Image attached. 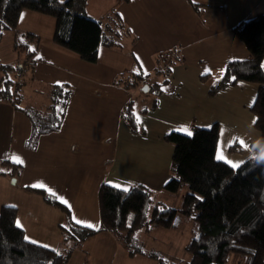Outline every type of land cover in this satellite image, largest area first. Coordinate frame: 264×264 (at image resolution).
Masks as SVG:
<instances>
[{
  "label": "crops",
  "instance_id": "obj_1",
  "mask_svg": "<svg viewBox=\"0 0 264 264\" xmlns=\"http://www.w3.org/2000/svg\"><path fill=\"white\" fill-rule=\"evenodd\" d=\"M116 10L124 23L120 28L111 21ZM85 11L102 22L107 38L113 27L120 33L127 28L131 36H125L120 46L102 44L97 61L87 62L54 41L55 17L24 9L17 31L38 38L37 54L33 69L17 77L22 84L20 107L0 101V163L22 168L15 182L12 176L0 174V213L5 206L16 208V224L25 238L59 252L65 251L61 227L66 215L30 188L56 197L75 223L79 220V225L98 229L104 184L122 190L142 185L153 197L169 196L163 187L173 176L174 146L164 140L165 135H189L194 127L218 123L216 156L232 167L257 157L264 147L251 111L260 85L240 82L215 95L209 93L229 62L250 58L233 30L264 14V0H87ZM17 31H0V86L2 67L20 63ZM137 75H143L145 83L161 84L162 92L143 94L144 82L138 84L133 78ZM51 85H70L73 95L61 128L41 135L37 147L29 149L26 143L33 126L21 109L45 107ZM130 103L138 133L123 118ZM188 228L191 241L197 227L190 219L173 231L184 237ZM150 232L140 230L136 236ZM135 255L113 233L99 232L74 247L68 264H126ZM235 257L237 264H247L246 258ZM189 258L186 253L180 259Z\"/></svg>",
  "mask_w": 264,
  "mask_h": 264
},
{
  "label": "trees",
  "instance_id": "obj_2",
  "mask_svg": "<svg viewBox=\"0 0 264 264\" xmlns=\"http://www.w3.org/2000/svg\"><path fill=\"white\" fill-rule=\"evenodd\" d=\"M86 5L87 0H0V31H17L19 15L24 9L51 15L57 19L54 41L74 51L83 60L95 63L102 44L120 46L125 36H131V31L124 27L125 31L120 33L113 27L111 36L107 38L102 22L87 15ZM111 18L115 28L124 25L117 10ZM233 32L246 45L251 56L247 60L229 62L225 75L209 89V93L215 95L240 82L260 85L251 111L256 117L255 129L264 139V14L243 21ZM38 44L35 35L17 31L15 49L20 63L2 67L0 101L20 107L21 90L15 91L20 83L17 77L33 69ZM11 75H15L14 78ZM133 78H138V84L145 79L143 75ZM142 85L149 88L147 93L141 89L145 95L162 92L159 83L144 82ZM47 93L48 104L45 107L21 109L33 126L32 135L26 143L29 149L37 147L41 135L61 128L73 88L70 85H51ZM123 118L134 133L139 132L133 103L127 106ZM164 140L173 144L174 152L171 160L173 176L163 188L169 195L167 197L181 199L179 207L159 203L148 215L153 202V193L149 189L136 185L125 191L104 184L99 196L102 224L94 229L75 223L70 210L53 195L42 189L30 188L48 204L65 213L67 221L61 227L65 251L29 242L16 224L17 209L5 206L0 213V264H68L74 247L99 232L113 233L130 248L140 230H172L189 219L197 227V236L184 248L190 257L188 262L160 251L147 254L141 248H130L131 254H147L158 264H227L232 254L246 258L247 264H264V147L257 157L232 167L216 156L218 123L210 128L194 127L190 135L172 132L165 135ZM21 171L20 165L0 163L1 175H10L15 179ZM183 189L185 192L181 194ZM122 233H126L124 241Z\"/></svg>",
  "mask_w": 264,
  "mask_h": 264
},
{
  "label": "rangeland",
  "instance_id": "obj_3",
  "mask_svg": "<svg viewBox=\"0 0 264 264\" xmlns=\"http://www.w3.org/2000/svg\"><path fill=\"white\" fill-rule=\"evenodd\" d=\"M152 199H153V202L148 209V215L152 213L154 207L157 204H159V202L162 205H166L172 208L179 207L180 202H181V199H177L176 196H172L171 198H169L163 194L155 195ZM192 222L193 221L190 220L191 225H192ZM151 231L152 232L150 233H140L138 236H136L135 242L130 245V248L131 249L141 248L144 252L160 251L163 254L171 255V256L173 255L177 258L185 257L186 252L184 248L189 244L190 238L193 236V233L192 231H190L189 228L185 230L184 233L186 234L184 235V237L181 236V233L173 231V229L166 230V229H160V228H153ZM125 237H126V233H122L121 239L123 241L125 240ZM121 254L122 253H119L118 262L121 259L120 257ZM135 256L136 257L133 260L128 259V262L126 264H157L156 259L148 257L146 255L143 256L141 254H137ZM231 257L233 258L230 263L237 264V258L235 257V254L231 255Z\"/></svg>",
  "mask_w": 264,
  "mask_h": 264
},
{
  "label": "snow or ice",
  "instance_id": "obj_4",
  "mask_svg": "<svg viewBox=\"0 0 264 264\" xmlns=\"http://www.w3.org/2000/svg\"><path fill=\"white\" fill-rule=\"evenodd\" d=\"M61 2H63V0H61ZM190 134H191V133H189V135H190ZM124 190L127 191V189H124ZM62 202H65V203H66V201H62ZM17 223H18V222H17ZM76 223L80 224L81 221L77 220ZM85 226H87V227H89V228L94 227L92 224H87V225H85Z\"/></svg>",
  "mask_w": 264,
  "mask_h": 264
},
{
  "label": "water",
  "instance_id": "obj_5",
  "mask_svg": "<svg viewBox=\"0 0 264 264\" xmlns=\"http://www.w3.org/2000/svg\"><path fill=\"white\" fill-rule=\"evenodd\" d=\"M142 91L145 92V93H147V92L149 91L148 86H144V87L142 88ZM13 182H15V179H13Z\"/></svg>",
  "mask_w": 264,
  "mask_h": 264
},
{
  "label": "built area",
  "instance_id": "obj_6",
  "mask_svg": "<svg viewBox=\"0 0 264 264\" xmlns=\"http://www.w3.org/2000/svg\"><path fill=\"white\" fill-rule=\"evenodd\" d=\"M17 90H19V86L18 85H16V87H15V91H17Z\"/></svg>",
  "mask_w": 264,
  "mask_h": 264
}]
</instances>
